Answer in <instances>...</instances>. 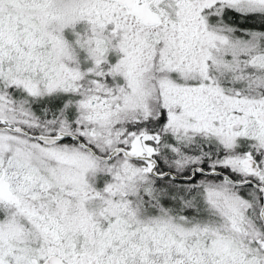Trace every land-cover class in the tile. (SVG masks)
<instances>
[{
    "label": "snow or ice",
    "instance_id": "1",
    "mask_svg": "<svg viewBox=\"0 0 264 264\" xmlns=\"http://www.w3.org/2000/svg\"><path fill=\"white\" fill-rule=\"evenodd\" d=\"M0 264H264V0H0Z\"/></svg>",
    "mask_w": 264,
    "mask_h": 264
}]
</instances>
